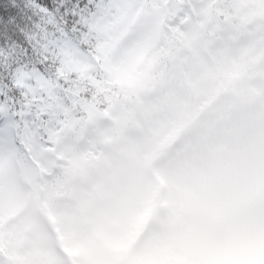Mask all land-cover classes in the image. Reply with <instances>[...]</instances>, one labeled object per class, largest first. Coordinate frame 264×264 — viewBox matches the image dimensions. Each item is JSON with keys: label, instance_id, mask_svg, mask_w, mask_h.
I'll return each instance as SVG.
<instances>
[{"label": "trees", "instance_id": "obj_1", "mask_svg": "<svg viewBox=\"0 0 264 264\" xmlns=\"http://www.w3.org/2000/svg\"><path fill=\"white\" fill-rule=\"evenodd\" d=\"M170 1L156 45L128 83L113 73L119 47L146 31L154 0H144L146 12L113 47L103 30L120 0H0V150L9 122L24 198L16 215L0 220V264H205L173 248L194 234L180 196L191 172L202 170L199 139L214 137L225 156L221 123L240 93L261 95L264 0ZM191 126L195 134L184 136ZM247 162L234 183L242 187L248 176L262 199ZM31 165L43 173L36 192L24 177ZM9 191L0 177V206ZM161 206L160 224L128 243L124 222L135 212L153 218Z\"/></svg>", "mask_w": 264, "mask_h": 264}, {"label": "rangeland", "instance_id": "obj_2", "mask_svg": "<svg viewBox=\"0 0 264 264\" xmlns=\"http://www.w3.org/2000/svg\"><path fill=\"white\" fill-rule=\"evenodd\" d=\"M120 3L116 20L110 27H105L103 30L110 37L112 47L124 38L129 24L147 10L144 0H120ZM148 6L155 12V17L149 21L146 31L133 44L124 46L128 43L124 42L119 47L120 49L124 47L123 53L113 69L119 81L130 83L134 80V74H137L136 67L140 64L145 52L158 41L166 11L173 9V3L170 0H154ZM186 25L188 20L184 23V26ZM131 38L130 36L128 40ZM263 96L264 88L259 97L258 92L253 96L245 90L244 93L239 94V102L230 110L227 119L218 123V125L221 123V130L217 135L223 136L225 147L228 148L225 156L221 146L212 145L214 137L204 141L199 139L203 152L200 161L202 170L191 172L186 179V188L180 196V201L183 203L181 207L184 209L181 212L188 214L187 218L194 234L186 241L176 240L173 246L184 259L203 258L205 264H264V196L260 198L261 200L257 199L258 193L246 175H243L242 187L238 186L240 185L238 181L234 183L239 178V174L244 172L238 171L239 163L249 160L247 164L251 177L253 174L258 175L257 186H260L264 192V138L258 136L259 131L264 130V101H261ZM255 108L258 110L248 113ZM4 129L7 137L0 150V177L6 179L10 191L1 201L0 220L16 215L24 202L23 196L15 188L20 176L13 165L18 144L15 142L9 122H6ZM195 131V127L191 126L190 130L183 135H193ZM174 133L175 131H171L167 135L168 143L172 138L174 139ZM180 139L181 136L177 137L176 142ZM253 151L255 156H251ZM51 166V160L43 163L45 170L50 169ZM42 175V171L39 172L37 166H29L24 175L27 180L26 186H31L36 192ZM157 189L154 187L155 193H158ZM159 193L162 194V187ZM194 198H198L199 204L192 203ZM190 199V204L186 203ZM198 205H203L206 210L192 208ZM163 216L164 206L156 210L153 218H148L147 212H135L129 220L124 222V224L128 222L127 242L130 243L135 239L138 245L149 229L160 224ZM202 229L205 230V235L200 232ZM209 235L217 239L215 246L208 245ZM22 241L32 248L37 243L36 240L28 241L25 238ZM203 247L210 252H202Z\"/></svg>", "mask_w": 264, "mask_h": 264}]
</instances>
